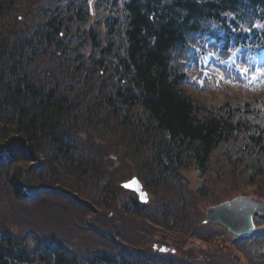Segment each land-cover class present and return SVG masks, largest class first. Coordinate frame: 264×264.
I'll return each instance as SVG.
<instances>
[{
  "label": "trees",
  "instance_id": "obj_1",
  "mask_svg": "<svg viewBox=\"0 0 264 264\" xmlns=\"http://www.w3.org/2000/svg\"><path fill=\"white\" fill-rule=\"evenodd\" d=\"M92 1L0 0V264H198L196 252L186 259L153 249L148 257L134 239L160 235L182 247L196 230L216 228L204 223L201 201L249 187L264 199V75L216 81L222 68L207 72L199 57L201 75L185 56L220 25L236 42V17L250 20L243 52L261 56L264 0ZM208 3L213 15L203 11ZM190 168L206 181L190 183ZM133 176L149 203L122 187ZM96 187L100 213L83 200ZM45 199L86 236H76L78 245L48 234L35 235V248L25 242L33 229L17 204L26 212ZM112 211L146 226L125 236L127 223H115ZM88 234L98 239L81 248Z\"/></svg>",
  "mask_w": 264,
  "mask_h": 264
},
{
  "label": "rangeland",
  "instance_id": "obj_2",
  "mask_svg": "<svg viewBox=\"0 0 264 264\" xmlns=\"http://www.w3.org/2000/svg\"><path fill=\"white\" fill-rule=\"evenodd\" d=\"M185 47H181L179 50H182L181 52H183ZM209 50L210 49H209V47L206 44L201 43L200 46H195L194 48H192V47L188 48L185 51V56L190 60L191 66L194 63L196 64V62H195L196 58H199V57L202 58L203 64H206L211 70V69L215 68V65L211 62V60L207 56V53H208ZM192 71H196V70L192 69ZM196 72L200 73V71H196ZM196 72H191V75L195 76V77H197L199 79L200 75L198 73H196ZM221 81L229 83V81H227L225 79H222ZM199 86L201 88L205 87V85H203V84H202V86H201V84H199ZM189 89H191V88H189ZM231 89H232V92L234 94H238L240 92V91H238L236 89H233V88H231ZM192 91L194 92V94L196 96H199V97H202V98L210 97L209 95L216 94V93H212V92H209V91H206V90H202L201 93H197L196 92L197 90H194V89H192ZM109 157L110 158L112 157L114 160L116 159L115 155H110ZM214 162H216V161H212V163H214ZM34 163L35 162L30 163V166L33 165ZM219 167H221V166H219ZM187 175H188L189 179L191 177V182L190 183L195 181V185H197L198 183L201 184L203 181H206L205 179H202L193 168H190L189 170H187ZM215 176H218L220 178V177H222V174L212 175V177H215ZM212 177H208L207 179L209 180ZM223 184H224L223 182H218L215 185H217L218 187H222ZM250 189H251V187L247 188L246 190L250 191L251 193H248V192H246L244 190V195L249 196V197H253V198H256V199L264 200L262 197L254 195L252 193L253 191L250 190ZM90 195H91V198L90 197L83 198L84 202H87L89 204H93L94 207L92 206V208H94L97 213L102 212V208L100 207V200L102 199V197H101L102 195H101L100 191L98 190V187H96L95 194H90ZM128 196H130V195H128ZM238 196H240V195H238ZM208 199L210 201L208 200V201H201L200 202L204 212L206 211V208L209 206V202H211V199L210 198H208ZM17 206H19L18 207L19 218L22 219L24 222L25 221L26 222H31V224H29L30 225L29 227L31 229H33V231L31 233V235L26 238L25 242L28 243L30 246H32V248L36 247V241H34V238H39L40 236L41 237H45V235H43V234L57 236L58 238H60V241L64 245L70 244L69 241H73L74 243H76L78 245L79 241H78L76 236L78 234H80V233L78 231L74 230V229H76V227L73 226L74 229H72L68 222L62 220V216H59V215H57V212H54L53 206H52V204L50 203L49 200H46V199L43 200L42 203L39 204V207L26 209V212H23V208H21L20 204H17ZM152 212H153V210H152ZM97 213L92 215V216H96V218H97L98 217ZM111 214H112V219L116 220L115 223L121 224V221H125L127 223V228L123 227V230L121 231V233L124 234L125 236L127 235L125 229L128 232L131 231V233H132L133 228H140V230H138V232H140L141 228L145 227L146 226L145 223H147L145 220L141 219L138 215H134V216H131L129 218L122 217L120 219V214L121 213L119 211H116V213H114L112 211ZM108 216H109V214H108ZM100 219L102 221L105 220L103 218H100ZM23 228H24V223H23ZM211 230H212V228L209 229L210 232H211ZM37 234H42V235L36 237L35 235H37ZM196 234H197V238L195 239V241H193L191 243V245H193V247L196 248V250H197L196 252L197 253H199L198 252L199 249H202L203 251L200 252L199 254L203 255L205 258L206 257H210L212 260H216L217 264H225L226 257H228L229 259H231L232 261L236 262L237 264H241V261L238 258V255H241L242 253H244L245 256L247 257V259L250 261L249 253L247 251H245V250L248 249V247L246 248L244 245L243 246H239V247L233 246L231 248L230 254H226L225 247L221 244V242L224 241V238L220 239V235H218V237L214 241H212L211 243H207V242H203L202 239H201V238H203L201 236L204 235V231L203 230H202V232L200 230H196ZM88 235H93V236H89L88 239L86 238L82 242V247L81 248H83V247L91 248L92 244H93L92 241H96L98 239L96 234L95 235L94 234H88ZM82 237H86V236H82ZM92 237H95V238H92ZM158 237H159V235H157V236L154 235V238H150L149 237L148 238L149 241H147V242H144L143 239L140 238V237L135 238L134 240L138 241L137 243H139V246H138L139 248H136V249L140 250L141 253L144 252L146 254V256L149 257L151 252H153V243L155 241H157ZM229 238L232 240V242H234L233 238H231V237H229ZM43 239H46V238H43ZM214 244H218V245H216L215 251H211V248H212V246ZM248 246H252L251 245V241L248 242ZM185 247L189 248L190 247V243L186 244ZM136 249H134V250H136ZM154 250L158 251L156 249H154ZM262 250H264V248H262ZM180 253H181V257H183L182 256V252H177V254H180ZM191 253L192 252L187 253L186 256L188 257ZM204 263L207 264L206 261H204ZM171 264H172V262H171Z\"/></svg>",
  "mask_w": 264,
  "mask_h": 264
},
{
  "label": "water",
  "instance_id": "obj_3",
  "mask_svg": "<svg viewBox=\"0 0 264 264\" xmlns=\"http://www.w3.org/2000/svg\"><path fill=\"white\" fill-rule=\"evenodd\" d=\"M123 186L138 192L141 201H148V193L142 190V184L137 178L123 183ZM254 215L264 217V201L249 196H238L209 207L207 220L219 222L238 234L250 235L254 229Z\"/></svg>",
  "mask_w": 264,
  "mask_h": 264
},
{
  "label": "bare ground",
  "instance_id": "obj_4",
  "mask_svg": "<svg viewBox=\"0 0 264 264\" xmlns=\"http://www.w3.org/2000/svg\"><path fill=\"white\" fill-rule=\"evenodd\" d=\"M79 1V3H80V5L82 6V7H84V8H87V7H90V6H92V4H93V1L92 0H78ZM211 5L213 6V4L212 3H208L207 5H205V9L203 10L205 13H207V14H209V15H213L212 14V12H213V10H212V7H211ZM227 9H223L222 11L224 12V11H226ZM218 11V10H217ZM63 12H65V13H72L71 11H70V9L69 10H66L65 9V11H63ZM219 12V11H218ZM222 14V13H221ZM228 14H229V12H228ZM218 20L216 19V22H217ZM208 22H210V21H206V23H208ZM247 23H245V22H243V20H241V19H239L238 17H236V24L235 23H232L231 24V26H230V28H231V30L232 31H230L231 33H233L234 35H235V40H237V42L240 44L242 41H244L245 40V35L247 34V32H248V28H249V22H250V20H248V21H246ZM249 23V24H248ZM251 42V41H250ZM247 61L249 62V64L251 65V68H253L254 70H258V67H257V65H256V63H255V60L252 58V57H247ZM194 63V62H193ZM182 64V63H181ZM182 66L183 67H186L184 64H182ZM191 69H194V70H196V71H201L202 72V74L201 75H205V70H204V68L201 66V64L200 63H194L191 67H190Z\"/></svg>",
  "mask_w": 264,
  "mask_h": 264
},
{
  "label": "snow or ice",
  "instance_id": "obj_5",
  "mask_svg": "<svg viewBox=\"0 0 264 264\" xmlns=\"http://www.w3.org/2000/svg\"><path fill=\"white\" fill-rule=\"evenodd\" d=\"M220 63H227L226 61H223V60H221L220 61ZM247 71H248V69L247 68H244V69H240V74L243 76V75H246L247 74ZM205 75H207V73H205ZM221 79H223V76L221 77ZM202 83L203 82H201V86H202Z\"/></svg>",
  "mask_w": 264,
  "mask_h": 264
}]
</instances>
